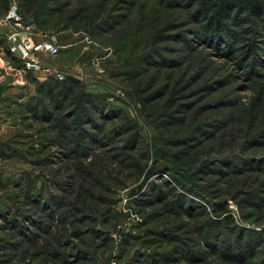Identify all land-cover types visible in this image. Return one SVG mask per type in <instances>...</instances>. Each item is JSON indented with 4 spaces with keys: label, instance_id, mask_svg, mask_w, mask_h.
<instances>
[{
    "label": "rangeland",
    "instance_id": "obj_1",
    "mask_svg": "<svg viewBox=\"0 0 264 264\" xmlns=\"http://www.w3.org/2000/svg\"><path fill=\"white\" fill-rule=\"evenodd\" d=\"M244 1L217 38L204 0L48 5L35 38L79 82L53 116L86 135L2 103L0 264H264V18Z\"/></svg>",
    "mask_w": 264,
    "mask_h": 264
},
{
    "label": "trees",
    "instance_id": "obj_2",
    "mask_svg": "<svg viewBox=\"0 0 264 264\" xmlns=\"http://www.w3.org/2000/svg\"><path fill=\"white\" fill-rule=\"evenodd\" d=\"M12 1L13 0H0L1 6V15H9L12 10ZM61 0H18V9L17 14L22 17L24 22L32 23L35 25L37 31L46 32V25L50 22L51 19H54L55 13L49 4H54L56 7L57 4L61 3ZM243 0L232 1V0H204L205 10H198L199 13H202V18L207 21L203 26L202 31L204 34H207L209 37L224 36L228 35L229 32L224 25V19L229 18V16L236 10L235 7L241 5ZM246 4L243 7V14L252 15L256 19L264 18V6H261L260 3L256 0H246L244 1ZM207 3V4H206ZM203 4V5H204ZM57 8V7H56ZM57 10V9H56ZM198 15H196L198 19ZM205 23V22H204ZM61 30H67V28H63ZM231 33V32H230ZM236 32L232 34V38H236ZM8 47V46H7ZM8 57L12 61V63L18 67L23 68V63L19 60L15 55L10 52V49H7ZM29 80L32 84H36V93L33 95L32 93H24L19 96V99H11L9 97L2 96L0 97L1 111H2V103L6 102L9 110H12L13 107H22L30 109L31 115L33 117H37L38 114H43V119L50 124L56 122L58 125V135L66 138L69 141V145L74 144L77 147H82L80 141L83 139V136L86 135V131L80 133L79 127H76L75 124L79 125L78 119L68 121L66 116L61 114V117L57 119L54 118V111L52 103H54V109L58 110L59 113L64 110L65 101H69L72 97H74L77 93V84L78 81L68 78L65 80H57L56 78L46 79L44 81H40L38 78L34 77L29 73ZM21 100H24L21 101ZM79 102L72 99V104ZM94 102V101H92ZM91 107L94 110H98L99 106L97 101L91 104ZM87 105L83 106V110H85V115H91L90 111L87 110ZM82 110V111H83ZM15 113V112H14ZM84 114H81V117H85ZM2 112L0 117H2ZM1 142V141H0ZM5 144V145H3ZM10 146L9 143L0 144V157L5 153V147ZM74 151V150H72ZM77 152V151H76ZM176 159L180 158V153H178ZM252 197V196H251ZM256 199V197H255ZM232 219V218H230Z\"/></svg>",
    "mask_w": 264,
    "mask_h": 264
},
{
    "label": "built area",
    "instance_id": "obj_3",
    "mask_svg": "<svg viewBox=\"0 0 264 264\" xmlns=\"http://www.w3.org/2000/svg\"><path fill=\"white\" fill-rule=\"evenodd\" d=\"M13 20L19 27L18 30L3 32V36L7 40L10 52L22 61L23 68L27 71L45 72L57 80H65L63 69L47 64L42 59V55L59 56L60 48L56 42L52 39H36L35 25L24 22L16 11H11L5 17L0 16V31L9 28Z\"/></svg>",
    "mask_w": 264,
    "mask_h": 264
},
{
    "label": "crops",
    "instance_id": "obj_4",
    "mask_svg": "<svg viewBox=\"0 0 264 264\" xmlns=\"http://www.w3.org/2000/svg\"><path fill=\"white\" fill-rule=\"evenodd\" d=\"M3 32H5V30L0 31V97L2 96L3 84L8 87H18L21 90H25V93H27L28 86H30V88L33 86V84L29 80L30 71H27L24 68H18L11 61H9L10 58L8 57V53L4 47V45H7V40L4 38ZM55 58L56 57H52L50 55H42V59L45 63L61 68L59 62H56L57 59ZM32 72L42 74L43 76L34 74ZM31 74H34L35 77L40 80H44V76H49L47 73L39 71H31ZM41 77H43V79Z\"/></svg>",
    "mask_w": 264,
    "mask_h": 264
}]
</instances>
